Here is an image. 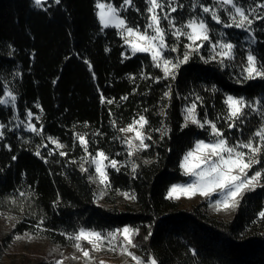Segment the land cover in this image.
Masks as SVG:
<instances>
[{
  "label": "trees",
  "instance_id": "trees-1",
  "mask_svg": "<svg viewBox=\"0 0 264 264\" xmlns=\"http://www.w3.org/2000/svg\"><path fill=\"white\" fill-rule=\"evenodd\" d=\"M97 2L123 5V0H43L37 8L33 0H0V100L9 92L15 97L9 106L0 104V219L13 218L4 244L30 234L64 247L81 229L129 227L138 230L134 242L146 261L264 264V219L259 215L264 211V175L241 197L229 221L211 218L205 203L181 209L168 198L172 185L187 180L181 171L185 154L197 140H215L210 126H184L186 109L193 103L197 118L214 122L229 144L247 142L264 127L258 112H264V78L246 79L245 71L249 54L258 66L264 65V20H254L251 31L227 28L202 8H212L230 22V5L161 0L164 11L169 3L177 9L171 12L176 27L204 19L211 37L191 52L187 63L179 64L173 79L164 76L149 53L130 54L120 30L101 26ZM238 4L246 12L264 13L257 8L264 0ZM148 7L147 0H132L120 17L143 31L150 22ZM160 26L167 30L166 43L177 49H165V57L174 63L182 60L191 42L171 35L174 29L166 20ZM221 41L235 46L234 58H223V63L220 48L211 47ZM228 96L254 102L260 110L244 108L245 115L229 128ZM140 116L147 120L143 130L151 137L145 139L149 147L129 156L127 136L118 129ZM78 136L88 141L87 152ZM49 137L64 147L57 149ZM101 150L118 162L119 171L107 170V204L115 207L98 204L100 189L90 161ZM258 158L250 176L264 174V153ZM127 200L125 210L117 208Z\"/></svg>",
  "mask_w": 264,
  "mask_h": 264
},
{
  "label": "snow or ice",
  "instance_id": "snow-or-ice-1",
  "mask_svg": "<svg viewBox=\"0 0 264 264\" xmlns=\"http://www.w3.org/2000/svg\"><path fill=\"white\" fill-rule=\"evenodd\" d=\"M56 4L60 3V0H55ZM149 7L147 11L149 13V23L146 24L145 29L142 31L138 26H129L126 19L120 17V12L126 10L127 6L132 5V0H123L121 8L114 7L111 3L107 5V11H105L106 5L104 3L97 2L96 7L100 9L98 17L100 23L104 28L110 26L121 30L124 43L127 44L133 54L138 52L150 53L151 58L156 62V67L163 69L164 76L175 78L174 70L179 67L181 63H187L191 52L185 53L182 60L173 62L164 55L165 49L169 52H175V47H170L166 43V32L167 30L160 26L161 19L168 22L169 27L174 29L171 35L175 36L177 40L184 36L191 43L187 47L191 51H198L203 46V42H211L209 35V28L204 19H190L183 27H176L174 18L171 17V12H175L177 9L168 4V11H164V4L161 0H147ZM220 8H224L226 5L231 6V10L228 11V18L230 22L223 21L220 16L212 8L203 7L204 13H209L211 19L218 24H223L224 27H236L251 31V25L254 20H264V13L256 14L257 9L246 10L239 6L238 0H217ZM34 6L37 8L43 7L42 0H34ZM257 8L264 9V4L257 5ZM159 10V11H157ZM184 27L191 29V31H184ZM197 41H201V44H197ZM211 47L215 50L217 47L220 51L217 53L222 59L223 58L233 59V48L235 47L232 43H212ZM216 59L215 56L212 57ZM247 73L246 79H254L257 77L264 78V65H257L256 57L249 54L247 56V67L245 68ZM169 95V93H165ZM12 101H15V97L12 96L11 92L8 93ZM127 99V97H124ZM199 99V97H197ZM112 103L111 100L107 101ZM7 101L0 100V104H5ZM229 108L228 120L232 121L229 123V128L236 127L235 121L245 115L244 108L250 107L245 103L243 99H238L233 96H228L225 101ZM197 105L193 103L191 107L186 109L185 115V127L188 123L197 125L200 128L210 126L211 135L215 137L212 142H205L204 140H198L195 142L193 149L189 150L184 156L181 167L184 169V174L187 176H194L196 179L186 185H173L168 193V198L180 199L181 197L192 198L199 194L206 199H210L214 194L219 195L221 199H218L215 203L217 206H221L223 210L234 208L237 204L236 197L241 195L244 190H253L254 187L259 183L262 178L261 171H255L251 176L248 175L249 171L255 164H259V155L264 153V127H261L254 133V138L258 137V142L254 138H250L247 142L237 141L234 144H229L228 139L224 136V133L217 128L216 124L209 120L201 122L197 118L196 109ZM29 117L32 113L27 114ZM147 124V120L144 116H140L139 119H135L128 126L118 129L122 133H133L132 136L126 137L124 143L129 148V156L135 155L143 149L149 147L145 143V139H151L150 136H146L142 130ZM138 126V127H137ZM4 125L0 124V129ZM30 130L36 133L38 130L35 126H31ZM3 133L0 132V136ZM51 140V138L49 137ZM80 144L83 146L84 151L87 152L88 141L84 136H78ZM53 144H56L58 148H63L62 144L52 140ZM247 151H244V150ZM61 156L67 155L65 152L59 153ZM40 155L39 152L36 153ZM88 156H92L88 153ZM15 159V157H14ZM105 161L108 163L105 164ZM85 162H89L85 158ZM92 164L95 165V172L98 174L99 183L107 186L108 174L107 167H112L119 171L117 168V161L110 159L102 150L98 151L95 156L92 157ZM83 171L87 169L83 168ZM135 166L133 167V171ZM126 196L128 194H125ZM134 199V197H131ZM231 201V203H229ZM260 217L264 219V211L260 214ZM42 223V221H41ZM138 233V230L125 227L123 229H117L115 232H109L107 236H103L100 232L89 231L81 229L78 234L74 237H70L77 241L75 247L82 251L85 258L90 259V252L85 249L80 241H85L92 246L94 250H101V247L105 240L113 245L112 251H115V244L117 236H122L123 240L120 243V247L124 253L131 257L136 264H145V262L129 248L137 247L133 241V237ZM19 238V237H18ZM195 255V253L193 252ZM57 264H62V261H58ZM148 264H158V261L152 257L148 261Z\"/></svg>",
  "mask_w": 264,
  "mask_h": 264
},
{
  "label": "rangeland",
  "instance_id": "rangeland-1",
  "mask_svg": "<svg viewBox=\"0 0 264 264\" xmlns=\"http://www.w3.org/2000/svg\"><path fill=\"white\" fill-rule=\"evenodd\" d=\"M99 3H104L106 5L105 11H107V5L109 3H106V2H99ZM99 11H100V9L97 8V18H98V21L100 23V20L98 17ZM101 26L103 27L102 24H101ZM108 28H115V27L110 26ZM108 28H104V29H108ZM115 29H117V28H115ZM118 30H120V29H118ZM190 31H191V29H190ZM220 43H226V42L221 41ZM126 46H127L128 51L132 55L145 54V52H138V53L133 54L131 51V48L127 44H126ZM189 51L192 52L190 49H189ZM1 100L7 101V103L1 104V105H3V106H9L10 105V97L7 94ZM245 103L250 106L249 109H251V110H255L256 112L258 110H260V109H258L256 103H254V102L245 101ZM258 112L262 114L261 118L264 119V112H261V111H258ZM30 128H31V126H26L25 129L27 131H31ZM0 132H2V129H0ZM142 132L144 133V130H142ZM125 134L127 137L133 135V133H125ZM52 140H54V139L49 140L51 142V144L54 145L57 149L61 150L62 148H58L56 146V144L52 143ZM258 140H259V138L257 137V142H258ZM205 142H208V141H205ZM194 146H195V144L193 145V148H194ZM141 151H139V152H141ZM244 151H247V150L245 149ZM137 153L138 152H136L135 155ZM183 160H184V157L182 159L181 164L183 163ZM107 163L108 162L105 161V164H107ZM93 166L95 168L94 164H93ZM107 170H108V167H107L106 171ZM181 171H182L183 175L187 178V180L175 183L174 185H186V184L192 183L196 179L194 176L185 175L184 169L182 167H181ZM248 175H249V173H248ZM96 180H97V183H98L99 189H100L99 196H98V204L113 207L114 205L110 206L107 204L108 203L107 202V186H108V183H107V186L100 184L99 179H98V174H97ZM258 185H259V183L254 188H256ZM248 191H251V190L242 191L241 195L236 197V200H237L236 206L234 208H229L228 210H223V208L221 206L216 205L215 202L218 199H221V197L219 195H216V194H214L210 199H206L205 197H203L199 194L193 196L190 199L187 197H181L180 199H175V198H172V199L174 201H176L177 203H179L181 209H190L192 207H195L197 205L205 203L206 209H207L208 214L211 218L217 219V220L229 221V220H232V218L234 217L236 209L238 207V204L241 200V197ZM229 203H231V201H229ZM128 204H130V201L127 200V201L119 202L118 205L116 204V206L120 210H125V208ZM12 220H13V218L11 216L3 217L2 219H0V264H36L37 261L43 262L44 264H57L58 261H62V264H136V262L134 260H132L130 256H128L126 253H124L122 251V249L120 247V243L123 240L122 236H117V240H116V244H115V249H116L115 251L111 250L113 245L110 244L107 240L104 241V243L101 247V250H99V251L92 249V246L90 244H88L87 242L80 241L82 246L85 249L89 250L90 259L85 258L83 256L82 251H80L79 249H77L75 247V244L77 243V241H75L72 238L69 240L68 245L61 247L57 244H52L48 239H46L40 235H30V234L27 235L26 234V235L14 237L8 245H5L3 241L8 236V234L12 228L11 227L12 226ZM116 230L117 229H113V230H111V232H115ZM89 231H91V230H89ZM100 233L106 237L109 232L100 231ZM74 236H72V237H74ZM134 237H133V241H134ZM129 250L132 253H134L136 256L140 257L145 262V264H148V261L150 260V258H148L146 261L137 247H134V248L130 247Z\"/></svg>",
  "mask_w": 264,
  "mask_h": 264
}]
</instances>
